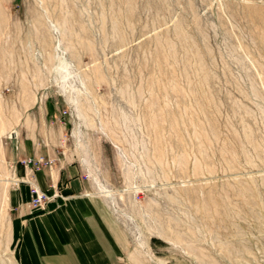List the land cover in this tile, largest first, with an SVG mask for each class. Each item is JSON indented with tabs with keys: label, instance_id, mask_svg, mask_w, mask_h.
<instances>
[{
	"label": "rangeland",
	"instance_id": "1",
	"mask_svg": "<svg viewBox=\"0 0 264 264\" xmlns=\"http://www.w3.org/2000/svg\"><path fill=\"white\" fill-rule=\"evenodd\" d=\"M20 130L83 166L110 264H264V0H0Z\"/></svg>",
	"mask_w": 264,
	"mask_h": 264
},
{
	"label": "crops",
	"instance_id": "2",
	"mask_svg": "<svg viewBox=\"0 0 264 264\" xmlns=\"http://www.w3.org/2000/svg\"><path fill=\"white\" fill-rule=\"evenodd\" d=\"M23 132H14L16 150L13 142L10 151L0 149V185L6 186L0 200L4 197L8 242L17 264H110L109 236L96 201L85 194L83 166L58 161L34 135ZM27 158L52 162L49 169H24L18 161ZM24 180L49 201L31 208Z\"/></svg>",
	"mask_w": 264,
	"mask_h": 264
},
{
	"label": "built area",
	"instance_id": "3",
	"mask_svg": "<svg viewBox=\"0 0 264 264\" xmlns=\"http://www.w3.org/2000/svg\"><path fill=\"white\" fill-rule=\"evenodd\" d=\"M14 137V136H13ZM13 149H17V145L14 144ZM50 160L42 161L41 158H27L21 159L18 163L25 169L33 167L34 170H38L41 167L50 168L51 166ZM24 183L28 185V194H29V206L31 208H39L42 207L46 202L49 201L50 197L47 196L44 192L40 191L34 184L24 180Z\"/></svg>",
	"mask_w": 264,
	"mask_h": 264
}]
</instances>
